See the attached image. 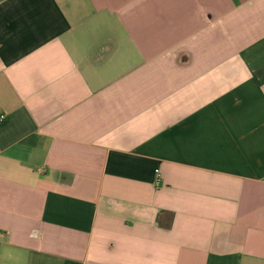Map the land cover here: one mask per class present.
<instances>
[{
	"label": "crops",
	"instance_id": "0c3cea01",
	"mask_svg": "<svg viewBox=\"0 0 264 264\" xmlns=\"http://www.w3.org/2000/svg\"><path fill=\"white\" fill-rule=\"evenodd\" d=\"M0 117V264H264V0H0Z\"/></svg>",
	"mask_w": 264,
	"mask_h": 264
},
{
	"label": "built area",
	"instance_id": "2783aa9c",
	"mask_svg": "<svg viewBox=\"0 0 264 264\" xmlns=\"http://www.w3.org/2000/svg\"><path fill=\"white\" fill-rule=\"evenodd\" d=\"M0 120L1 121L4 120V117H0ZM156 175H157V177H159V172L158 171H156Z\"/></svg>",
	"mask_w": 264,
	"mask_h": 264
}]
</instances>
